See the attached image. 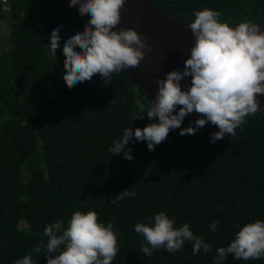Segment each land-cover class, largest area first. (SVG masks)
I'll use <instances>...</instances> for the list:
<instances>
[{
    "label": "trees",
    "instance_id": "trees-1",
    "mask_svg": "<svg viewBox=\"0 0 264 264\" xmlns=\"http://www.w3.org/2000/svg\"><path fill=\"white\" fill-rule=\"evenodd\" d=\"M69 2L15 1L8 13L0 7V20L9 25L7 40L0 29V264L29 254L36 264H47L44 229L58 220L66 228L78 210H94L100 222L113 224L118 253L112 264H216L217 249L230 244L237 225L264 221V109L247 116L232 137L212 142L218 128L184 136L177 128L154 151L147 141L133 139L126 145L132 160L114 155L109 148L125 128L135 131L158 117L144 114L152 100L125 70L113 73L109 83L95 74L68 88L63 47L90 19ZM154 2L186 26L194 11L206 8L230 25H264V0ZM60 26L53 57L45 44ZM127 188L135 197L113 204ZM160 211L175 219L174 227L189 224L211 250L193 255L185 241L175 253L160 248L145 256L135 225L154 223L150 218ZM214 221L215 232L209 227ZM220 264H264V257L244 261L229 255Z\"/></svg>",
    "mask_w": 264,
    "mask_h": 264
},
{
    "label": "clouds",
    "instance_id": "clouds-1",
    "mask_svg": "<svg viewBox=\"0 0 264 264\" xmlns=\"http://www.w3.org/2000/svg\"><path fill=\"white\" fill-rule=\"evenodd\" d=\"M125 0H70L69 7L79 8L81 16L90 19L64 44V81L69 89L79 82L90 81L99 74L109 83L113 73L138 67L151 50L146 38L134 28L117 29ZM221 14L212 9L194 11L195 19L188 25L195 38L186 59L184 70L167 73L166 79H158V91L144 112L149 120L158 117L143 128H125L123 136L109 148L114 155L132 160V149L126 148L130 140L147 141L149 151L166 140L171 130L180 129V135H195L207 123L219 131L211 134V141L235 136L236 128L245 118L260 110L257 94L264 95V32L254 21L245 20L235 26L221 22ZM51 32L48 54L56 57L60 46V28ZM79 49V50H77ZM191 77L190 87L182 89L181 81ZM177 106L179 111L176 112ZM196 112L199 118L188 127H181L184 118ZM144 114L136 118H143ZM136 193L128 188L112 200L134 198ZM137 223L135 232L142 235L141 251L150 257L153 252L165 248L169 253L180 250L185 241L192 243L193 255L211 248L201 237L194 235L189 224L174 227L170 219L160 211L150 221ZM218 221L209 227L215 232ZM235 238L226 247H219L214 258L220 264L229 255L234 260H256L264 257V221L255 220L240 227ZM48 237L46 244L47 264H112L117 256V236L113 224L99 221L94 210L75 211L65 228L62 221L50 223L44 229ZM59 250V251H58ZM34 251L39 253L41 246ZM58 253V254H57ZM56 254V255H53ZM15 264H36L32 256L26 255Z\"/></svg>",
    "mask_w": 264,
    "mask_h": 264
},
{
    "label": "water",
    "instance_id": "water-1",
    "mask_svg": "<svg viewBox=\"0 0 264 264\" xmlns=\"http://www.w3.org/2000/svg\"><path fill=\"white\" fill-rule=\"evenodd\" d=\"M235 26V25H231ZM134 28L140 32L147 41L151 50L145 49L146 55L138 67L125 69L130 80L138 84L148 97L155 99L158 91L157 80L166 79L168 72L173 70H184L186 59L190 56V49L195 43L191 29L166 16L155 4L154 0H125L121 10V20L117 29ZM264 26H261V30ZM177 30H182L185 35L181 40L177 39ZM191 77H185L180 83L182 89L190 87ZM260 110L264 109V95L257 94ZM177 106L176 112L179 111ZM256 112V113H257ZM199 118V114L193 112L187 115L182 127H188ZM217 128L211 122L199 128L197 132L211 131Z\"/></svg>",
    "mask_w": 264,
    "mask_h": 264
},
{
    "label": "rangeland",
    "instance_id": "rangeland-1",
    "mask_svg": "<svg viewBox=\"0 0 264 264\" xmlns=\"http://www.w3.org/2000/svg\"><path fill=\"white\" fill-rule=\"evenodd\" d=\"M8 28H9L8 21L0 20V29L4 40H7L8 38V30H9ZM20 227L26 229L28 227V222L22 221Z\"/></svg>",
    "mask_w": 264,
    "mask_h": 264
},
{
    "label": "built area",
    "instance_id": "built-area-1",
    "mask_svg": "<svg viewBox=\"0 0 264 264\" xmlns=\"http://www.w3.org/2000/svg\"><path fill=\"white\" fill-rule=\"evenodd\" d=\"M15 1H25V0H0V7L3 12H10L12 9V3Z\"/></svg>",
    "mask_w": 264,
    "mask_h": 264
},
{
    "label": "bare ground",
    "instance_id": "bare-ground-1",
    "mask_svg": "<svg viewBox=\"0 0 264 264\" xmlns=\"http://www.w3.org/2000/svg\"><path fill=\"white\" fill-rule=\"evenodd\" d=\"M262 32H264V29L263 30H261ZM192 34V33H191ZM185 35H189V34H187L186 32H184V31H182V30H177V32H176V37H177V39H179V40H181V38L183 37V36H185ZM192 36H193V34H192Z\"/></svg>",
    "mask_w": 264,
    "mask_h": 264
},
{
    "label": "flooded vegetation",
    "instance_id": "flooded-vegetation-1",
    "mask_svg": "<svg viewBox=\"0 0 264 264\" xmlns=\"http://www.w3.org/2000/svg\"><path fill=\"white\" fill-rule=\"evenodd\" d=\"M260 26H264V25H260Z\"/></svg>",
    "mask_w": 264,
    "mask_h": 264
}]
</instances>
